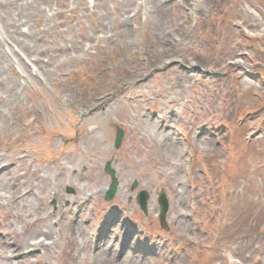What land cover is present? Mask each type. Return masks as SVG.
<instances>
[{
    "label": "rangeland",
    "instance_id": "rangeland-1",
    "mask_svg": "<svg viewBox=\"0 0 264 264\" xmlns=\"http://www.w3.org/2000/svg\"><path fill=\"white\" fill-rule=\"evenodd\" d=\"M19 1L0 0V264H264V0ZM46 227L40 253H11Z\"/></svg>",
    "mask_w": 264,
    "mask_h": 264
},
{
    "label": "bare ground",
    "instance_id": "bare-ground-1",
    "mask_svg": "<svg viewBox=\"0 0 264 264\" xmlns=\"http://www.w3.org/2000/svg\"><path fill=\"white\" fill-rule=\"evenodd\" d=\"M46 1H48V0H26L25 1V4H24V8H23V10H25L27 13H28V11H35L36 12V10H41V3H45ZM0 6H1V4H0ZM26 7V8H25ZM28 8H30V9H28ZM5 169V167L4 166H0V172H2L3 170ZM1 176V175H0ZM11 191H12V195L10 196L12 199V201L15 203V201L16 200H23L24 198H25V196H27L28 194H29V192H31L28 188H26V187H22V185H20L18 182L16 183H13L12 184V186H11ZM51 196L52 197H54L55 198V196H56V193L55 192H53L52 194H51ZM41 216V215H40ZM43 217L41 216V217H37L36 219H35V221H39V220H41ZM41 233L43 234V236H44V238H43V240H36V238H35V240L32 242V243H30V245H28V246H33V245H40V244H44V243H46L47 244V242H46V238H48L47 237V234H49V231H48V228L46 227V229H45V231L44 230H42L41 231ZM39 237V236H38ZM28 240H26V244H28V242H27ZM10 243V249H12L11 250V253L13 254V253H16V254H18L19 253V251H20V245H19V243H17V242H15V240L13 241V243L12 242H9ZM9 243H5V245H7V244H9Z\"/></svg>",
    "mask_w": 264,
    "mask_h": 264
},
{
    "label": "water",
    "instance_id": "water-1",
    "mask_svg": "<svg viewBox=\"0 0 264 264\" xmlns=\"http://www.w3.org/2000/svg\"><path fill=\"white\" fill-rule=\"evenodd\" d=\"M123 136V131L121 128H117V134H116V138H115V146L118 147L119 144H120V140ZM111 162H106L105 164V170L106 172H108L111 176V184L108 188V190L105 192V198L106 199H111L116 190H117V184H118V180L115 176V171L113 170V168H111ZM137 184V182H133L132 184V187H135ZM138 201H139V204H140V207L142 208V210L144 212H146V204H147V198H148V194L146 191L142 190L139 192L138 194ZM159 202H160V206H161V214H160V219H161V224L163 226H165V213L167 211V208H168V202H167V199H166V196L164 193H161L160 196H159Z\"/></svg>",
    "mask_w": 264,
    "mask_h": 264
}]
</instances>
